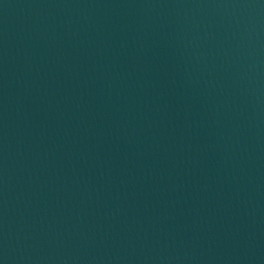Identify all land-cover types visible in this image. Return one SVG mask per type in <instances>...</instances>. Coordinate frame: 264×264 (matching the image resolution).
<instances>
[{"label": "water", "instance_id": "water-1", "mask_svg": "<svg viewBox=\"0 0 264 264\" xmlns=\"http://www.w3.org/2000/svg\"><path fill=\"white\" fill-rule=\"evenodd\" d=\"M0 264H264V0H0Z\"/></svg>", "mask_w": 264, "mask_h": 264}]
</instances>
